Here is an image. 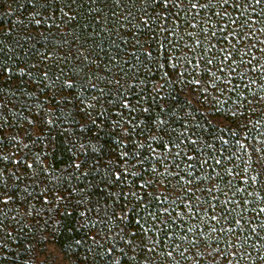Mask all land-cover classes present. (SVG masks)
Wrapping results in <instances>:
<instances>
[{"label":"trees","instance_id":"obj_1","mask_svg":"<svg viewBox=\"0 0 264 264\" xmlns=\"http://www.w3.org/2000/svg\"><path fill=\"white\" fill-rule=\"evenodd\" d=\"M22 186L71 264H264V0H0L1 198Z\"/></svg>","mask_w":264,"mask_h":264},{"label":"rangeland","instance_id":"obj_2","mask_svg":"<svg viewBox=\"0 0 264 264\" xmlns=\"http://www.w3.org/2000/svg\"><path fill=\"white\" fill-rule=\"evenodd\" d=\"M28 129V126H20L18 131H13L12 129H6L5 134L8 136H12V141L9 143H5L6 150H3L5 153L2 156H9L10 157V162L11 165L9 167L10 171L13 169L16 171L19 169L17 172L18 176L21 177L20 182L25 183L28 176L27 174H24V171L21 169L25 167V160H26V147H27V142L25 141V136H27L26 130ZM83 138L87 139L86 137L83 136ZM12 157V158H11ZM29 159V158H27ZM82 159L79 158V160L76 161L75 167L76 169L73 171L79 172V168L82 166ZM28 166H31L32 163H28ZM34 170H38L40 168V164H37L35 166L32 165ZM47 173H56L57 170H51L49 163L45 160L44 161V166ZM12 168V169H11ZM69 168V167H66ZM66 168L62 169V173L65 172ZM71 168V167H70ZM28 181V180H27ZM13 183V181H12ZM10 191V190H9ZM18 193L16 198L14 196L15 193H6L4 198L2 196V193L0 192V203H5L2 207L1 210L4 212L6 211V206L9 205V207L17 212L18 217L13 213L12 216L10 217V213H7L6 216L2 219L4 221V226L0 227V247L3 248V240L8 241L10 240L9 237H5L6 233H10V235L17 233L20 238V243L23 244L24 240L28 241V252L27 256L29 258V261L26 262V264H71L67 256L65 255L64 252L54 243L53 239L48 235V233H45L44 231L46 230L44 227H38V230L36 231L37 233V238L32 242L31 239V229L33 226H37V223H33L31 221L32 219V213L29 208V205H25V199H24V193H23V186L20 187L18 190H16ZM15 194V195H16ZM55 196H57V206L58 213L62 214L63 209L62 206L65 203V195L60 193H55ZM20 197V198H19ZM26 198V197H25ZM14 201H17V203H14ZM23 201L25 203H23ZM20 203V204H18ZM54 207V208H55ZM4 214V213H2ZM16 217V222L13 220ZM58 219L56 220L55 223H57ZM54 222V221H53ZM52 222V223H53ZM25 234V235H24ZM24 235V236H23ZM2 240V241H1ZM30 241V242H29ZM7 245H4V248H6ZM20 253L22 254V249L23 246L21 245L20 247ZM34 252L32 253L31 251ZM24 254V253H23ZM30 256V257H29Z\"/></svg>","mask_w":264,"mask_h":264},{"label":"snow or ice","instance_id":"obj_3","mask_svg":"<svg viewBox=\"0 0 264 264\" xmlns=\"http://www.w3.org/2000/svg\"><path fill=\"white\" fill-rule=\"evenodd\" d=\"M257 3H259V0H257ZM193 7H195V5H193ZM225 59H228V57L226 56ZM209 63H211V60H209Z\"/></svg>","mask_w":264,"mask_h":264}]
</instances>
